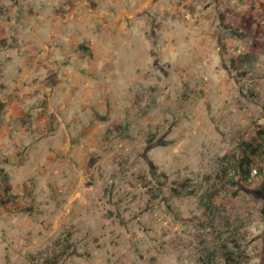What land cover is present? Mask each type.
I'll return each instance as SVG.
<instances>
[{
  "label": "rangeland",
  "instance_id": "rangeland-1",
  "mask_svg": "<svg viewBox=\"0 0 264 264\" xmlns=\"http://www.w3.org/2000/svg\"><path fill=\"white\" fill-rule=\"evenodd\" d=\"M261 131L264 0H0V264H264Z\"/></svg>",
  "mask_w": 264,
  "mask_h": 264
},
{
  "label": "trees",
  "instance_id": "trees-1",
  "mask_svg": "<svg viewBox=\"0 0 264 264\" xmlns=\"http://www.w3.org/2000/svg\"><path fill=\"white\" fill-rule=\"evenodd\" d=\"M240 27L244 30L243 32H237L232 31L231 35L234 38H242L244 35H247L251 32L253 23L251 21V17H243L240 23ZM257 55L254 53V50L252 52L248 53H242L238 55L235 59L230 60V65L232 70H234L240 78L249 75L251 71L253 70L255 64L257 63ZM259 140L257 143H252L248 141H241L239 144L241 151L240 156L236 160V169L239 172L241 181L243 183H248L250 180L251 175V169L253 164V159L256 158L260 152L261 149V141L264 140L263 131L258 132ZM227 171L224 169L222 172V176L219 178V185L217 187V190H221L224 186V177H226ZM3 184H4V190L6 194L10 193V186L8 185V181L6 176L4 175L2 177ZM216 190V191H217ZM210 200V196L201 203V205H204L205 210L208 209L207 202ZM207 201V202H206ZM222 248L224 249L221 251L220 256L224 260L225 264H241L238 259L242 258L239 256V254L236 251H230L227 248V245L222 244ZM57 261L53 259L50 264H56Z\"/></svg>",
  "mask_w": 264,
  "mask_h": 264
}]
</instances>
